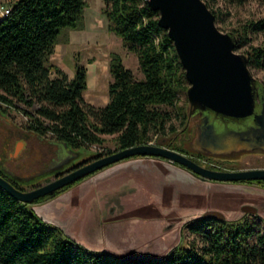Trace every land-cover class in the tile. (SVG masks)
<instances>
[{"label": "trees", "instance_id": "1", "mask_svg": "<svg viewBox=\"0 0 264 264\" xmlns=\"http://www.w3.org/2000/svg\"><path fill=\"white\" fill-rule=\"evenodd\" d=\"M86 5L87 0H17L9 13L0 16V104L12 107L18 102L28 106L37 103L33 111L25 110L29 116L27 128L44 139L50 132L55 140L72 148L103 145L105 134L112 133H116L117 148L149 142L152 134L166 132L175 110L184 125L186 107L178 101L189 86L185 68L173 40L159 24V11L148 0H104L108 29L136 52L144 73L137 78L122 55L113 52L105 105L96 107L84 100L83 91L88 87L86 65L76 64L73 76H69L50 62L62 28L85 26ZM260 30H264V16L234 28L238 36L236 49L248 40L249 31ZM248 56L249 63L264 69V41L252 46ZM174 148L187 152L179 146ZM197 153L217 161L228 159ZM84 178L34 202H43ZM234 182L264 187V179ZM33 203L0 187V264H264V217L259 213L223 219L202 215L189 218L181 226V241L164 256L136 261L89 248L60 225L42 217ZM188 233L194 236L184 242Z\"/></svg>", "mask_w": 264, "mask_h": 264}, {"label": "rangeland", "instance_id": "2", "mask_svg": "<svg viewBox=\"0 0 264 264\" xmlns=\"http://www.w3.org/2000/svg\"><path fill=\"white\" fill-rule=\"evenodd\" d=\"M16 1L17 0H0V2L10 4ZM209 3L210 8L215 10L217 15L216 23L223 31H233L234 28L244 26L250 19L264 16V2L261 0H246L243 3H238L236 0H209ZM103 8L104 0H87L84 13L85 26L81 29L63 27L55 44L54 53L50 57V62L61 67L69 76L74 74L76 64L87 66L89 69L88 87L83 91L84 100L86 103L93 104L96 107L105 105L109 100L108 86L112 79L109 63L113 52H118L122 55L123 62L127 67L133 70L137 78L144 76L136 52L130 50L119 35L108 29V19ZM0 16H2L1 13ZM248 36V40L242 43V45L236 49L237 51L248 54L252 46L262 44L264 41V30L249 31ZM249 68L258 81L262 82L264 80L263 68L257 67L251 63H249ZM55 74L56 72L54 71L53 75ZM187 103L188 96L187 90H185L180 94L178 104L185 105L186 107ZM37 105V103H34L28 106L25 103L18 102L16 106L7 107L5 104H1V107L6 108L4 111L8 120L6 118L0 120V129H2L5 134H10L9 149L13 150L17 140H19L21 136H26L24 134L29 133L27 128L29 116L25 110L33 111ZM250 120V117L226 119L220 117L216 113L210 114V121L214 123V130L217 134H223L230 128L242 127L244 124L250 123ZM172 126H174V128H172ZM183 126L181 118L179 115H176L175 110L173 117L166 124V132L152 134L149 142L162 145H168L170 142L171 144L168 146L172 148L179 146L187 151L179 150L181 152L188 155H190V153H195L193 144L185 140V138L182 139L179 138V136H176L174 139L171 138L172 133ZM105 136L106 141L103 145L91 144L89 147H79L78 150H76L79 155L75 159V162L81 161L82 159L91 160L99 156L95 155L97 152L117 149L116 133L105 134ZM50 140L53 144L66 150V146L62 142L55 140L50 132L47 133L46 139H40L36 135H28L26 137L27 147L25 150H27V148L34 149V147H39V141L48 142ZM1 141L2 138L0 137V144L2 143ZM35 149L37 151L39 150L38 148ZM35 149L32 150L30 154V162L32 164H36L38 160L40 161V159L43 160L47 157L43 152V156L42 153H39L42 156L40 157ZM154 157L156 158V156ZM221 157H227L228 159L220 161L208 159L206 157H202V159L217 163L223 166V168L264 166L263 151H240L232 155ZM133 158L136 157L126 159ZM126 159L105 166L90 173V175L88 174L84 179L79 181L77 185L74 184L76 186H71L72 189L68 194L74 195L80 193L83 182L88 180V178L91 180L97 177L98 174L109 173L111 170L121 165ZM144 166L152 170H165L163 175L166 180L162 179L161 184L163 185L166 183V190L163 185L166 196L165 199H163V203H160V200L156 199V206L160 207V209L155 208L157 213L151 214V212L147 211V209L141 205L142 200L134 198L133 196H127L125 200H123V205L119 204V198H113L115 200L113 204L108 203L104 206L102 203H97L95 206L93 205L92 212L99 218V227L101 223H104L106 224V228L102 229L97 227L95 231L90 232L89 236L87 234L86 241L90 244L89 247L101 249L103 246H111L115 249H120L117 247L120 245L125 251H127V249L128 251L133 249L132 252L138 253V256L150 254L155 258H160L181 241V226L184 221L182 223L180 222L187 217V214H190L194 210H197L196 212H200L201 214L203 210L207 209L209 206L221 205L220 207H225L226 210L229 209L231 215L237 216L238 213H244L243 210H241V204L246 202L255 203L259 206V210H262V207L264 209V187L257 183L234 181H212V183H203L202 181L192 179V177L187 175L184 171L171 167L165 163L155 162L153 165L147 163L144 164ZM178 166L189 170L181 165ZM21 171V169L17 170V172ZM190 172L193 173L192 171ZM196 176L199 177L198 175ZM179 179H181L183 183L178 184ZM184 193L186 197L182 196ZM63 198L67 199V196ZM43 203L44 201L32 204L37 212H41L39 213L41 216L44 214L46 217L44 218L48 221L60 217L55 206L51 202L46 204ZM253 214L254 213H248L250 216ZM129 216L139 219L157 217L165 220L166 217H169V220L167 221L168 223L165 224L166 227L164 229L161 226L157 228L159 230H155V234L153 233V235H151L148 230L129 228L127 225V221L130 220ZM261 224H264V222H261ZM193 236V234L188 233L183 241L185 242ZM108 241H112V245H107Z\"/></svg>", "mask_w": 264, "mask_h": 264}, {"label": "water", "instance_id": "3", "mask_svg": "<svg viewBox=\"0 0 264 264\" xmlns=\"http://www.w3.org/2000/svg\"><path fill=\"white\" fill-rule=\"evenodd\" d=\"M148 3L159 11V24L173 40L185 68L189 82L186 112L187 121L195 123L194 149L213 156L240 151L264 152V86L250 71L248 54L236 50L237 34L218 27L216 15L205 0H148ZM211 113L226 119L250 117L251 120L242 127L217 134L210 121ZM75 152L69 150L71 156ZM134 155L159 156L179 162L201 178L212 181L264 179V166L214 168L168 145L144 142L99 155L33 189H21L0 173V187L14 197L32 203L40 196ZM241 210L261 214L259 206L252 202L242 204ZM200 215L227 217L217 208H207Z\"/></svg>", "mask_w": 264, "mask_h": 264}, {"label": "crops", "instance_id": "4", "mask_svg": "<svg viewBox=\"0 0 264 264\" xmlns=\"http://www.w3.org/2000/svg\"><path fill=\"white\" fill-rule=\"evenodd\" d=\"M155 162L165 163L171 167L178 168L184 171L187 175L191 176L192 179L196 181L199 180L203 183H212V180L197 177L189 170H186L164 158H155L154 156H140L133 159H126L121 163V165L111 170L109 173L98 174L97 177H94L91 180L88 178V180L83 182L80 193H76L74 195L68 194L72 187L77 185L76 183V185H73L68 190L62 191L59 194L44 201L43 204L51 202L60 215V217H57L55 220H50L60 225L68 235L89 247L90 244L86 241L87 234L89 236L90 232L95 231L97 227L102 229L106 228V224L104 223H101V226L99 227V218L92 212L93 205L95 206L97 203H102L105 206L108 203L113 204L115 201L113 198H119V204L123 205V200H125L127 196H133L134 198L142 200L141 205L145 209H147V211L151 212V214H156L157 210L155 208L160 209V207L156 206V199H159L160 203H163V199H165L166 196L163 189V185L165 186L166 183L163 185L161 184L162 179L166 180L163 175V172L165 173V170H152L144 166V164L147 163L153 165ZM181 183H183V181L179 179L178 184ZM166 187L167 186H165V190L167 189ZM185 193L184 195L182 194L183 197H186ZM64 196H67V199H64ZM220 206L212 205L208 208L220 209L229 218L242 215L238 213L237 216H233L229 213V209L226 210L225 207ZM196 211L197 210H194L190 214H187V217L185 219L183 218L184 220H182L180 223L189 218L199 216L200 212ZM260 213L264 216L263 207L262 210H260ZM42 216L45 217L44 214H42ZM129 218L130 220L127 221V225L129 228L148 230L151 235H153V233L155 234V230H159L157 228H160L161 226L164 229L166 227L165 224H167V221L169 220V217H166V220L157 217L139 219L137 217L129 216ZM107 245H112V241H108ZM117 247L121 250L115 249L111 246H103V248L98 250L104 249L120 255L126 259L132 260H148L151 258H155L150 254L138 256V253L132 252L133 249L130 251H128L127 249V251H125L122 247H120V245H118ZM92 249L97 248L94 247Z\"/></svg>", "mask_w": 264, "mask_h": 264}, {"label": "flooded vegetation", "instance_id": "5", "mask_svg": "<svg viewBox=\"0 0 264 264\" xmlns=\"http://www.w3.org/2000/svg\"><path fill=\"white\" fill-rule=\"evenodd\" d=\"M5 109L6 108L1 107V104H0V120L2 118L7 119L5 115V111H4ZM194 134H195V123L188 122L186 120V123L184 124L182 128L172 133L171 138L174 139L176 136H179V138H182V139L185 138V140L192 143ZM24 135L26 136L24 137L21 136V138L17 140V142L15 143L13 150H11L8 148L9 143H10V139H9L10 134H5L3 130L0 129V137L2 138V141H1L2 143L0 144L1 174L4 175L6 178H8L14 185H16L17 187L21 189H25V190L33 189L40 185L46 184L54 179L59 178L65 173L75 169L76 167L90 160V159H82L81 161L75 162V159L77 158L79 153H77L76 151L75 155L71 156L69 153V150L70 149L78 150V148H72V147L67 146L66 150H64L58 147V145L53 144L52 141L50 140L48 142L39 141L41 147L40 146L34 147V149L35 148L39 149L38 151L36 149L35 150L38 152L37 154L40 155V157L43 156V153L46 154L47 157L44 158L43 160L41 159L40 161L38 160L36 164H32L30 162V159H31L30 154H31V151L34 149L27 148V150H25L27 147L26 137L28 135H36V134L33 131L29 130V133L24 134ZM40 139H44V138L41 137ZM170 144L171 143L169 142L168 145ZM197 152H201V151H198L197 149H195V153H190V156L194 158L195 160L197 159V161L201 160L203 162L211 163L213 165H218L217 163L211 162L207 159L205 160L202 159V157ZM39 153H42V156ZM214 168H218V167H214ZM18 169L19 170L21 169L22 171L17 172ZM63 187H60V188H63ZM58 189L50 193H47L43 196L51 195L54 192H56Z\"/></svg>", "mask_w": 264, "mask_h": 264}, {"label": "built area", "instance_id": "6", "mask_svg": "<svg viewBox=\"0 0 264 264\" xmlns=\"http://www.w3.org/2000/svg\"><path fill=\"white\" fill-rule=\"evenodd\" d=\"M10 10H11V4L5 3V2H0V13L2 15L9 13Z\"/></svg>", "mask_w": 264, "mask_h": 264}]
</instances>
